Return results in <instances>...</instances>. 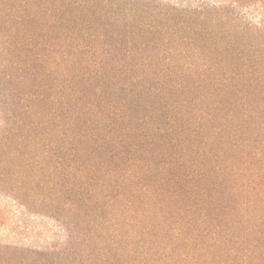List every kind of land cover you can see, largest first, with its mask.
I'll return each instance as SVG.
<instances>
[{
  "label": "trees",
  "instance_id": "obj_1",
  "mask_svg": "<svg viewBox=\"0 0 264 264\" xmlns=\"http://www.w3.org/2000/svg\"><path fill=\"white\" fill-rule=\"evenodd\" d=\"M182 17L0 0V162L68 229L41 264H264V29Z\"/></svg>",
  "mask_w": 264,
  "mask_h": 264
},
{
  "label": "rangeland",
  "instance_id": "obj_2",
  "mask_svg": "<svg viewBox=\"0 0 264 264\" xmlns=\"http://www.w3.org/2000/svg\"><path fill=\"white\" fill-rule=\"evenodd\" d=\"M154 1L178 8L184 13L182 18H191L192 23L202 20L209 26L214 23L216 27L240 31L264 29V0ZM15 55V52L0 55V62L11 61ZM1 63L0 72L8 73L6 65ZM6 87L0 81V129ZM29 160V153L24 152L13 153L0 162V264H19L22 256H28L31 264H41L39 257L56 254L67 246V226L59 216L46 214L45 206L32 195L31 169L25 164Z\"/></svg>",
  "mask_w": 264,
  "mask_h": 264
}]
</instances>
